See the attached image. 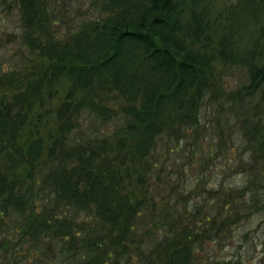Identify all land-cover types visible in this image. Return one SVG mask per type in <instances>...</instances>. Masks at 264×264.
I'll return each instance as SVG.
<instances>
[{
	"label": "trees",
	"instance_id": "trees-1",
	"mask_svg": "<svg viewBox=\"0 0 264 264\" xmlns=\"http://www.w3.org/2000/svg\"><path fill=\"white\" fill-rule=\"evenodd\" d=\"M204 1L14 0L18 50L0 66V264H200L201 241L264 214V0H240L220 22ZM228 67L246 82L227 92ZM214 107L245 143L247 181L213 191L189 226L153 195L157 155L164 140L201 134Z\"/></svg>",
	"mask_w": 264,
	"mask_h": 264
},
{
	"label": "rangeland",
	"instance_id": "rangeland-1",
	"mask_svg": "<svg viewBox=\"0 0 264 264\" xmlns=\"http://www.w3.org/2000/svg\"><path fill=\"white\" fill-rule=\"evenodd\" d=\"M239 2L205 0L204 6L212 21L220 22L228 16L229 8L237 7L235 11L242 13ZM237 27L241 33L244 32V26ZM19 34V12L14 0H6L5 3L0 0V66L4 69L9 58L16 56L18 46L15 37ZM220 73L227 92L246 82L245 74L239 68L228 67ZM263 106L264 103L259 111L264 118ZM217 109L208 110L206 118L202 119L206 127L201 134L192 136L186 144L164 140L157 155L162 170L153 195L171 197L170 205L177 203L174 212L181 213L189 226L197 222L198 217L192 213L196 207L208 209L212 204L213 191L242 189L247 181V175L242 172L243 164L249 161L245 143L239 133L224 130L223 123L227 118ZM221 133L225 138L221 139ZM223 231L214 241L205 240L198 245L195 258L202 260L200 264H264V214L239 217Z\"/></svg>",
	"mask_w": 264,
	"mask_h": 264
}]
</instances>
